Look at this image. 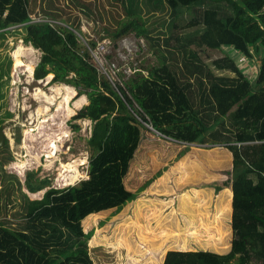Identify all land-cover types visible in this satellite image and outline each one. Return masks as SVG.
Here are the masks:
<instances>
[{"label":"trees","instance_id":"obj_1","mask_svg":"<svg viewBox=\"0 0 264 264\" xmlns=\"http://www.w3.org/2000/svg\"><path fill=\"white\" fill-rule=\"evenodd\" d=\"M165 1L176 11L205 0ZM211 1L231 13L222 18L206 8L200 43L222 51L216 69L236 78L215 76L193 53L184 82L164 63L116 90L82 47L74 21L70 28L29 23V0H0V31L24 24L25 41L42 52L35 78L53 73L88 96L75 118L94 122L89 142L97 151L88 180L27 198L19 228L0 223V264H94L90 248L118 245L128 264H264V0ZM226 47L258 60L255 79ZM227 117L241 126L221 140L216 125ZM209 135L219 142L203 145ZM33 176L25 182L32 193L48 183ZM138 251L146 258L134 260ZM114 252L121 264L120 249Z\"/></svg>","mask_w":264,"mask_h":264},{"label":"rangeland","instance_id":"obj_2","mask_svg":"<svg viewBox=\"0 0 264 264\" xmlns=\"http://www.w3.org/2000/svg\"><path fill=\"white\" fill-rule=\"evenodd\" d=\"M211 7L218 9L222 18H226L231 13L226 3L216 4L211 0H205L188 8L180 7L176 11L171 9L165 0H29L28 3L31 17L29 23L46 22L53 26L70 28V22L74 21L76 29L74 27L72 30L76 33L82 47L90 53L99 74L104 75L116 90V83L122 84L139 75H147L152 68L164 63L169 64L184 82L186 81L183 75L186 74L185 64L187 63L191 68L196 62V59L192 57L193 53L197 54L215 76L236 78L237 74L233 71L216 69L214 60L223 57L222 51L208 52L201 46L200 35L205 30L202 24L203 12ZM130 21H135V26H131L127 34L114 40L113 33ZM26 36L27 29L24 24L12 25L0 31V129H3L5 134L4 144L0 146V223L12 229L19 228L28 213L27 198L39 200L50 189H67L88 180L90 178L89 163L97 153L96 148L89 142L94 122L90 119L75 118L78 111L89 104L87 95L83 94L88 103L76 109L75 114L68 119L64 118V112L56 111L57 102L60 100L58 98L56 104L50 105L49 113H37L41 107L46 106L42 99L35 98L34 94L37 90L41 89L50 94V88L53 85L66 83L55 82L54 74L51 73L53 78L48 85L46 79L48 74L44 78L37 79L34 73L30 77L24 66L16 67L15 60L13 64L11 53L20 41L25 47L20 59L25 61V64L33 60L36 62V69L41 60L42 52L26 42ZM168 39L169 44L166 41ZM92 40L96 42L94 47L90 45ZM222 50L228 53L227 49ZM257 62L255 58L250 68L248 65H240L245 76L252 80L257 74ZM70 86L74 87L77 95L80 96L77 88ZM196 87L197 85L193 83L192 92L197 104ZM50 116L53 117L40 125V121L43 120L41 118H50ZM62 120H64V128L60 126ZM240 126L241 122L232 117L225 118L224 123L216 125L219 133L225 134L219 135L218 139L224 140L222 136L231 135V131H236ZM26 130H31L32 133L25 143L23 133ZM63 130L68 131V136L63 137L59 143L62 148L57 152V158L49 160L43 155L40 162L31 159L35 163H29L23 176L12 167L11 164L17 162L18 158L24 159V156L28 154L25 144L31 147L34 153L43 154L42 150L46 142L42 140L46 136L40 135L46 133L56 136ZM206 141L203 145L209 146L219 142V140L214 141L210 135L209 140ZM74 160H77V163L80 162L76 167L86 177L65 186L64 181H59V175L64 170L61 164ZM82 161L86 163L82 164ZM29 173L34 174V182L48 181L42 189L43 194L38 198L32 197L30 195L32 192H27L25 182ZM250 177L257 181L255 174H251ZM115 249H120L122 253L121 264H128L127 250L124 246L93 247L89 249V252L94 264H116ZM136 257L146 258V255L138 251L137 256L134 255L132 258L135 260ZM231 264H235V260ZM251 264H260V262L254 259Z\"/></svg>","mask_w":264,"mask_h":264},{"label":"bare ground","instance_id":"obj_3","mask_svg":"<svg viewBox=\"0 0 264 264\" xmlns=\"http://www.w3.org/2000/svg\"><path fill=\"white\" fill-rule=\"evenodd\" d=\"M24 48L25 47H23V44L20 42L19 45L15 48V50L12 52V56H13V59L15 60V66L16 67L17 66H24L25 67V71L29 73L30 77H32L33 73H34L36 62H34L32 60L31 62L25 64L24 63L25 61L23 62L20 59V57L24 54V51H25ZM31 49H33V47H31ZM27 50H29V49H27ZM23 71H24V69H23ZM52 78H53V75L51 73L48 74V76L46 78L48 85H49L50 79H52ZM50 90H51L50 94H47L46 92H44L41 89H38L37 92L34 94L35 98L42 99L43 102H45V104H46V106L41 107L38 110L37 113H39V114L49 113V111L51 110L50 105L56 104V101H57V98H58L60 100L57 102L56 111L64 112V114H65L64 118L68 119L73 114H75L76 109H79L84 104L88 103V100H87L86 96L85 95H80V96L77 95L76 89L74 87L70 86V85L56 84V85H53L50 88ZM21 101H22V99H21ZM72 102H73V105H71ZM16 104H18V103L16 102ZM34 113H35V111H34ZM31 115H33V114H31ZM52 117L53 116H50V118H46V117L45 118H41L43 120L40 121V123H41L40 125H42L45 122L49 121ZM63 124H64V120H62V122L60 123V126L62 125L61 126L62 128H64ZM41 129H42V127H41ZM33 130H35V129H32V131ZM30 133H32L31 130L24 131L23 136L25 135V140H24L25 143H26V139H28ZM60 134H62V135H60ZM40 136H46L42 140V142L43 141L46 142L45 147L42 150L44 152L43 154L34 153L32 151V149H31V147H29L28 145L25 144L24 146L28 149V154L24 156V159H19L18 158L17 162L15 161L13 164H11L12 167L16 168L18 170V172H20V174L22 176L24 174V171L29 166V163L40 162V160H41L43 155L46 156L49 160H51L53 158H57L56 157L57 156V152L62 148V145H60L59 143L63 140V137H67L68 136V131L63 130V131H61V133L57 134L56 136H53V135H50V134H46V133L45 134L43 133ZM32 137H34V135H32ZM29 141H30V139H29ZM22 156H23V154H22ZM31 159H34L35 162H33ZM79 163H77V160H74V161H71V162H69L67 164H61V166H62V168H64V170L59 175V177H60L59 181H61V180L64 181L63 184L65 186H67L68 184H74L76 181L80 180V178H85L86 177L76 167ZM85 163H86V161H82V164H85ZM59 177H57V178H59ZM43 192H44V190L38 191L36 193H30V195L32 197H34V198H38V197H40L43 194Z\"/></svg>","mask_w":264,"mask_h":264},{"label":"built area","instance_id":"obj_4","mask_svg":"<svg viewBox=\"0 0 264 264\" xmlns=\"http://www.w3.org/2000/svg\"><path fill=\"white\" fill-rule=\"evenodd\" d=\"M225 49L228 50L229 54L235 55V58L239 64V66L248 65L249 68L253 65L255 59L248 57L247 55L240 53L238 50L234 49L233 47H226ZM257 72H258V64H257ZM242 69V68H241ZM257 75V74H256Z\"/></svg>","mask_w":264,"mask_h":264},{"label":"water","instance_id":"obj_5","mask_svg":"<svg viewBox=\"0 0 264 264\" xmlns=\"http://www.w3.org/2000/svg\"><path fill=\"white\" fill-rule=\"evenodd\" d=\"M5 140V134L3 129H0V146H3Z\"/></svg>","mask_w":264,"mask_h":264},{"label":"crops","instance_id":"obj_6","mask_svg":"<svg viewBox=\"0 0 264 264\" xmlns=\"http://www.w3.org/2000/svg\"><path fill=\"white\" fill-rule=\"evenodd\" d=\"M27 192H30L29 190Z\"/></svg>","mask_w":264,"mask_h":264}]
</instances>
